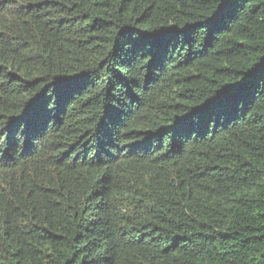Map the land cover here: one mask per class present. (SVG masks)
I'll list each match as a JSON object with an SVG mask.
<instances>
[{"label": "trees", "instance_id": "1", "mask_svg": "<svg viewBox=\"0 0 264 264\" xmlns=\"http://www.w3.org/2000/svg\"><path fill=\"white\" fill-rule=\"evenodd\" d=\"M0 264H264V0H0Z\"/></svg>", "mask_w": 264, "mask_h": 264}]
</instances>
